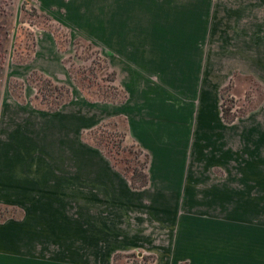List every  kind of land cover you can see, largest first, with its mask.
<instances>
[{
    "label": "crops",
    "instance_id": "obj_1",
    "mask_svg": "<svg viewBox=\"0 0 264 264\" xmlns=\"http://www.w3.org/2000/svg\"><path fill=\"white\" fill-rule=\"evenodd\" d=\"M37 1L42 13L160 80L198 78L205 0L183 9L176 0ZM207 92L201 100L212 118L193 120L177 106L181 87L145 89L143 111L125 110L139 115L130 132L150 155L149 184L139 190L80 140L71 113L4 103L0 214L9 216L0 220V264H112L134 251L155 254L156 264H264V122L215 118Z\"/></svg>",
    "mask_w": 264,
    "mask_h": 264
},
{
    "label": "rangeland",
    "instance_id": "obj_2",
    "mask_svg": "<svg viewBox=\"0 0 264 264\" xmlns=\"http://www.w3.org/2000/svg\"><path fill=\"white\" fill-rule=\"evenodd\" d=\"M205 1L207 32L199 49L198 78L193 80L191 74L160 80L158 71L149 72L140 62L42 13L37 0H0V110L9 103L40 112L71 113V127L81 126L83 143L100 151L129 183L134 171L146 175L148 186L150 155L130 132L139 115L125 113L129 106L136 107L132 104H138L139 111L147 106L145 89L181 87L177 106L192 110L193 120L212 118L211 106L203 108L201 100V93L208 91L214 95L215 118L227 124L264 122V0ZM176 2L183 9L198 3L201 8L204 1ZM127 51L132 52L131 47ZM188 69L180 68L189 73ZM133 72H138L137 78ZM127 86L136 94L131 105ZM191 87L197 89L194 95ZM155 95H148L153 103ZM224 114L231 122L224 120ZM146 186L131 185L136 190ZM2 216L0 220L6 217ZM113 259L112 264L157 263L155 254L141 251L118 253Z\"/></svg>",
    "mask_w": 264,
    "mask_h": 264
},
{
    "label": "trees",
    "instance_id": "obj_3",
    "mask_svg": "<svg viewBox=\"0 0 264 264\" xmlns=\"http://www.w3.org/2000/svg\"><path fill=\"white\" fill-rule=\"evenodd\" d=\"M223 118H224L225 121H228V122H231V120H232V119L226 118L225 114H224ZM132 175L134 176V178L129 179L132 187L141 188V187L146 186V184L148 183L146 175L141 174V173L136 172V171H134ZM136 182H138V183L136 184ZM115 258L116 257H114L113 261L115 260Z\"/></svg>",
    "mask_w": 264,
    "mask_h": 264
}]
</instances>
